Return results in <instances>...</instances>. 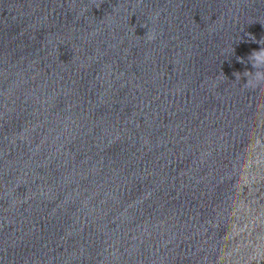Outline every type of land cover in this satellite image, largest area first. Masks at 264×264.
Segmentation results:
<instances>
[{
	"label": "clouds",
	"instance_id": "clouds-1",
	"mask_svg": "<svg viewBox=\"0 0 264 264\" xmlns=\"http://www.w3.org/2000/svg\"><path fill=\"white\" fill-rule=\"evenodd\" d=\"M145 27H147L148 30L143 37L155 40L157 38L156 34L154 32L150 34V29L147 24H145ZM259 43L262 45L260 50L253 51L248 57V62L251 64L254 71L245 72V76L247 77L245 87L253 91L257 89L264 91V39H261ZM239 77V74H237V78Z\"/></svg>",
	"mask_w": 264,
	"mask_h": 264
}]
</instances>
